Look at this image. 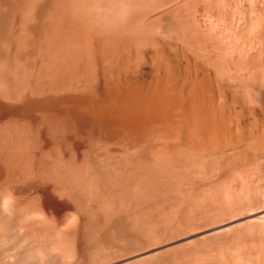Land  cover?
<instances>
[{
    "label": "rangeland",
    "instance_id": "374dc122",
    "mask_svg": "<svg viewBox=\"0 0 264 264\" xmlns=\"http://www.w3.org/2000/svg\"><path fill=\"white\" fill-rule=\"evenodd\" d=\"M23 1L0 0V264H264V161L197 165L191 135L177 134L102 160L58 139L31 101L63 56L129 32L162 36L182 62L203 58L223 77L254 70L264 105V0H64L65 15L61 0ZM55 15L65 36L49 29Z\"/></svg>",
    "mask_w": 264,
    "mask_h": 264
},
{
    "label": "bare ground",
    "instance_id": "6f19581e",
    "mask_svg": "<svg viewBox=\"0 0 264 264\" xmlns=\"http://www.w3.org/2000/svg\"><path fill=\"white\" fill-rule=\"evenodd\" d=\"M61 1L64 6L63 3L58 5L62 12L66 11L62 13L65 15L70 5ZM58 7H55L56 12L62 15ZM56 15L52 17L49 29L59 33L56 27L61 20ZM66 19L69 23L72 21ZM70 34H67L68 37ZM141 37L144 36L129 32L113 34L102 46L96 43L95 46L99 47L93 48L86 58H82L79 47L81 51H77V57L72 56L75 60H69V56L65 66L62 62L65 63L67 54L62 55L64 58L61 56L63 60L56 59L61 63L60 66H53L59 69L54 68L56 76H51L53 79H50L47 88L39 87L43 83L38 81L42 84L36 86L41 89L35 90H38L37 94L31 101L48 120L55 123L59 130L58 139H75L78 145L88 142L103 151L102 160H114L117 145L126 148L135 146L136 152H139L154 142L171 143L175 134L180 142L191 135L187 138H190L197 165L204 161H216L227 170L264 161V130L260 129L264 125V105L259 97L261 81L254 79L252 67L245 66L251 70L240 75L244 67L241 70L236 68V71L231 67L230 72L229 68L227 72L230 74L226 72L223 75L229 76L228 79L233 81L231 83L226 76H220V72H214L203 58H194L192 63L182 62L177 49L168 46L162 36L152 35L148 40ZM62 39L58 40L64 44L66 38ZM70 49L67 50H73ZM67 62H70V68L75 69L74 73L72 69L65 72L70 69ZM45 73V77L49 76V72ZM245 73L248 79L244 78ZM251 73H254V80Z\"/></svg>",
    "mask_w": 264,
    "mask_h": 264
}]
</instances>
